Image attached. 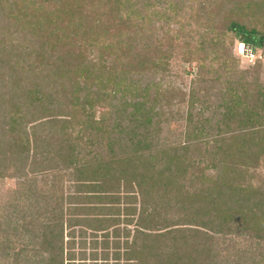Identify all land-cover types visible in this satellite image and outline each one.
I'll return each instance as SVG.
<instances>
[{
	"label": "trees",
	"instance_id": "trees-1",
	"mask_svg": "<svg viewBox=\"0 0 264 264\" xmlns=\"http://www.w3.org/2000/svg\"><path fill=\"white\" fill-rule=\"evenodd\" d=\"M2 29L0 66L22 39L36 81L0 76V178L47 164L76 191L46 219L5 207L0 264H264V0H0ZM176 55L188 92L164 85Z\"/></svg>",
	"mask_w": 264,
	"mask_h": 264
},
{
	"label": "rangeland",
	"instance_id": "rangeland-1",
	"mask_svg": "<svg viewBox=\"0 0 264 264\" xmlns=\"http://www.w3.org/2000/svg\"><path fill=\"white\" fill-rule=\"evenodd\" d=\"M3 29L0 31V39L4 38L1 34L3 33ZM23 41L24 40L19 39L14 42V48H15L14 55L15 56H13L12 58V64H11L12 69L9 64H5V67H7L6 69L5 67L0 66V76H6V79H8V82L19 81L18 83L22 84L23 89L28 90L29 88L32 87L31 86L32 82L34 80L36 81V79L34 78V76H30L31 74H29L28 72L27 73H23V72H24L25 67L28 70H31L34 67H36V64L33 61V58L29 63L27 62L28 64L27 63L22 64L21 62H18L17 65L15 64V62L18 59L21 60L25 58L24 48L26 46L23 43ZM238 44H239L238 41H236L235 46L233 47L234 55L240 61V66L242 69H245V70L249 69L254 64L251 63L249 59H246V57H243L244 53L242 51L246 47L244 46L240 47ZM79 45L80 47L85 46V49L83 50L82 54L85 55V57H89L90 59H92V56L95 55V54H92V48H90V46H86L83 44H79ZM20 46L22 48H19ZM77 51L79 50L77 49ZM262 54H263V60H262L263 65L261 69V78L264 81V52ZM181 56L182 55H179V58H178L176 55L175 58L171 60V66H172L171 68H172L173 76H171L170 78H167V80H165L164 85L166 86L170 85L171 88H176V89H180V90L188 92L191 87V82L196 74V64H189L185 62L183 58H181ZM55 60L56 59L54 57L50 59V62H49L50 66L46 68V71L51 69V66L53 65V63H55L54 62ZM21 65L23 66L25 65L22 68V70L20 69ZM23 77H25L26 79L22 81ZM42 83L46 85L48 84V86L50 85L49 81H46V79H44ZM68 84L69 83L66 82V85ZM0 89H1V84H0ZM71 90H73V88L68 86L67 91L70 92ZM20 100L24 101V98H21ZM104 111L105 109L101 107L99 108L97 107L95 109V112L97 113L99 118H100V114ZM29 117H30L29 119L31 122L33 117L32 116H29ZM29 123L26 126L30 128L31 126H29ZM172 125H175V124H172ZM162 128L163 129L161 131L162 132L161 138L163 139V141H165L166 139L168 140V139L173 138V136L170 135L171 133L170 127L166 125L165 127H162ZM43 131L44 130L39 129L37 134L39 136H43L46 134L47 130H45L44 132ZM56 165L57 164H54V166ZM46 166L48 165L42 164V165H37L36 168L34 167L37 171L36 173H33L31 170L32 168L28 167L25 170L24 174H16V172L12 171V168H11L12 165L8 166L7 168L8 172H5L4 175L7 176L9 175L8 173H10L12 174V176L6 177V178H0V217L3 214L5 207L14 206L15 207L14 209H18L20 212H26L32 217H38V215H40L39 217L43 219L45 216H48L47 213L49 212V202L47 199L54 192H56L55 195L57 196L58 200L61 199L63 194H64V198H68L71 195L75 194L76 184L74 182V170L73 169H67V170L63 169L61 172L62 178L59 181H57V179L55 178L56 176L54 175V173L58 172L57 170L55 169H53V171L48 170L49 172H46V173L41 172V170L46 168ZM256 170L259 173L260 177L259 178L253 177L252 179H249V180L253 183V185L258 186V184L260 182H263L264 180V157L262 158V162L260 163V165L258 166ZM46 218L47 217H45V219ZM121 227L124 228L126 226L122 223ZM112 230L113 229H111L110 232H113ZM130 231H131V235L129 236L128 239H125V236L123 235L120 238L119 242L121 243V249L119 252H121L122 254H124V252L126 251V246H125L126 243H129V245H131L133 242L134 233L136 231V223L130 227ZM101 234L102 233H100L99 236H101ZM103 240L100 239V241H103ZM107 241L111 243L108 251L111 254L110 259H112V254L114 253V250H113L114 243L115 241H118V240L115 239L114 237H109ZM103 251H104L103 243L100 242L98 244L97 251H96V253L100 255L98 259L102 258L101 255ZM87 253L90 254L91 250H88Z\"/></svg>",
	"mask_w": 264,
	"mask_h": 264
},
{
	"label": "built area",
	"instance_id": "built-area-1",
	"mask_svg": "<svg viewBox=\"0 0 264 264\" xmlns=\"http://www.w3.org/2000/svg\"><path fill=\"white\" fill-rule=\"evenodd\" d=\"M242 46H244V45H240V47H242ZM244 47H246V46H244ZM242 52L244 53V55L247 56V58L249 59L250 62L255 61V59L257 58L256 53L247 47Z\"/></svg>",
	"mask_w": 264,
	"mask_h": 264
},
{
	"label": "crops",
	"instance_id": "crops-1",
	"mask_svg": "<svg viewBox=\"0 0 264 264\" xmlns=\"http://www.w3.org/2000/svg\"><path fill=\"white\" fill-rule=\"evenodd\" d=\"M79 229V228H78ZM89 232H92V231H89Z\"/></svg>",
	"mask_w": 264,
	"mask_h": 264
}]
</instances>
